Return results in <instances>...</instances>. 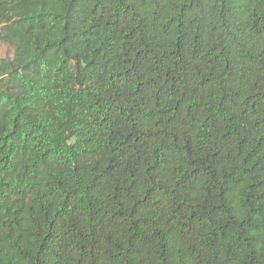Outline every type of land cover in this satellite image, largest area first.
Segmentation results:
<instances>
[{
  "label": "trees",
  "instance_id": "obj_1",
  "mask_svg": "<svg viewBox=\"0 0 264 264\" xmlns=\"http://www.w3.org/2000/svg\"><path fill=\"white\" fill-rule=\"evenodd\" d=\"M0 264H264V0H0Z\"/></svg>",
  "mask_w": 264,
  "mask_h": 264
},
{
  "label": "rangeland",
  "instance_id": "obj_2",
  "mask_svg": "<svg viewBox=\"0 0 264 264\" xmlns=\"http://www.w3.org/2000/svg\"><path fill=\"white\" fill-rule=\"evenodd\" d=\"M13 52L10 48L5 46L4 44L0 43V58H4L6 56H12Z\"/></svg>",
  "mask_w": 264,
  "mask_h": 264
}]
</instances>
